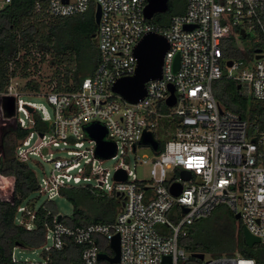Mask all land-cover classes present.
<instances>
[{"label":"built area","instance_id":"obj_1","mask_svg":"<svg viewBox=\"0 0 264 264\" xmlns=\"http://www.w3.org/2000/svg\"><path fill=\"white\" fill-rule=\"evenodd\" d=\"M10 1L0 0V10ZM146 3L47 0L53 16L80 14L99 5L95 70L75 91H58L52 85L44 93L22 92L18 78L12 77L0 93V100L15 101L13 124L28 130L16 147V157L26 162L35 155L52 163L50 174L37 179L46 201L60 195V188L72 186L120 198L121 208L112 223L71 226L62 222L61 215L57 220L58 213L51 223L44 222V240H51L44 251L61 249L67 238L82 245L81 260L73 264H101L96 238L109 245L116 233L119 259L115 263L104 259L105 264H192L179 239L194 221L208 217L221 204L238 213L242 228L264 244V128L222 106L212 92V83L226 77L240 86L241 95L264 104V0H187L185 10L172 15L166 25L145 18ZM151 31L168 42L161 76L145 83L141 99L129 102L113 90V84L134 73L133 49ZM228 41L241 57L223 56ZM169 85L174 87L172 105L166 102ZM24 95L44 96L53 118L46 107ZM34 113L46 124L45 130L35 128ZM93 122L105 127L104 140L115 146L108 158L96 154L97 141L84 130ZM144 133L158 141L156 150L140 142ZM50 147L67 156L53 158ZM140 147L150 149L151 155L135 156L131 162L128 152ZM117 156L120 162L113 171L101 166L103 160ZM139 163L150 164L148 176H137L134 166ZM118 170L124 171L125 179L114 178ZM185 170L188 178L183 177ZM173 183L180 184L177 195L169 189ZM32 204L17 208L18 223L27 229L35 226ZM107 254L113 255L112 250ZM165 256L169 261L163 262ZM193 258L196 264H257L238 253ZM18 262L13 250L12 263Z\"/></svg>","mask_w":264,"mask_h":264},{"label":"trees","instance_id":"obj_2","mask_svg":"<svg viewBox=\"0 0 264 264\" xmlns=\"http://www.w3.org/2000/svg\"><path fill=\"white\" fill-rule=\"evenodd\" d=\"M93 7L92 4L86 12L88 14L53 16L48 13L47 0H11L5 5L0 10V93L6 90L12 77L27 78L24 90L39 91V83L28 77L43 62L53 69L48 83H54L56 90L79 89L82 80L93 73L98 62L94 38L97 26ZM231 48L233 43L228 41L223 49L224 57H241L239 52ZM237 85L235 81L222 77L212 83L213 95L222 106L238 113L250 124L264 128V104L257 100L248 104ZM34 119L35 128L39 131L45 130L46 124L36 113ZM27 133V129L13 124H6L1 130L0 183L4 187L8 186V191L0 190V264H13L12 252L17 245L42 247L45 241L44 222L51 223L53 215L57 213L55 206L51 205L52 201H47L35 208L34 228L27 229L18 223V206L29 205L30 195L38 191L35 171L15 154L18 143ZM160 143L162 146L163 142ZM59 193L73 205L71 216L61 215L62 222L71 226L112 223L121 206L120 198L116 194L96 195L89 187L60 188ZM23 218L27 220L28 217ZM197 222L198 220L194 221L189 226L187 235L179 239L180 245L190 252L189 259L192 264L196 262L193 252L233 254V250H225L221 242L211 244L198 240V232L195 230ZM238 236L241 255L254 258L257 264H264V244L247 246L241 228ZM96 240L102 253H111L110 246L103 238L98 237ZM81 248L82 245L67 238L61 249L42 250L44 264L78 263L81 260ZM100 263L105 264L106 261L101 259ZM17 264L28 262L19 261Z\"/></svg>","mask_w":264,"mask_h":264},{"label":"rangeland","instance_id":"obj_3","mask_svg":"<svg viewBox=\"0 0 264 264\" xmlns=\"http://www.w3.org/2000/svg\"><path fill=\"white\" fill-rule=\"evenodd\" d=\"M186 2H187V0H167V9L164 12L154 13L153 16L151 18H149V20L156 22V23H159V24L166 25L169 22L172 15L178 14L179 12H181L182 10L185 9ZM93 6H94L93 7V13H94L95 4H93ZM86 12H88V10ZM86 12H84V13H86ZM86 14H88V13H86ZM243 53L246 54L245 51ZM39 64H40V67L39 68L37 67V71L32 72V74L28 78L34 79V81L38 82L39 83V91L41 93H44V92H47L52 85H54V87H55L54 83H52V84L48 83V79H50L53 69L50 68L46 62L39 63ZM26 79L25 78H23V79L18 78L17 79L18 90H20L22 92L28 91V90H24V88H23L25 85ZM22 97L24 99H27V100L35 101L36 103L46 107V109L50 113L51 118H53L51 106L47 103L44 96H28V95L25 96L24 95ZM244 98L246 99L248 104L252 100L255 101V99H253L251 96H244ZM7 101L11 102L12 109H13L11 115L13 116L15 113L14 112V108H15L14 99L2 98L0 100V105H1V103L3 105ZM2 112H3L2 109H0V117H2V118L6 117L7 114H9V113H6V111L4 113H2ZM11 121H12V123H14V120L12 118H11ZM1 122L2 121L0 118V123ZM50 151L52 152L53 158H55L57 156H60V157L67 156L65 151H58L54 147H50ZM144 154L150 156L151 155L150 149H148L147 147H140L135 151V153L134 152H128V155L130 156L131 162L134 161L135 156L141 157ZM26 162L29 165V167L35 171V175H36L37 179H40L44 175H49L50 171L52 170V167H53L52 163L50 161H45L43 158H41L39 156H35V155H30L29 159ZM118 162H120V156L103 160L101 163V166L105 169H108L111 172V171H113V167ZM132 165H131V167H132ZM149 168H150L149 163H144V164L139 163L136 166H134V171L138 177L148 176L149 175V171H148ZM10 179H11V183H12V178H10ZM30 199H31L30 203H33V206L35 208H37L41 204L47 203L45 194H42L37 190L34 191L30 195ZM51 205L52 206L54 205L57 213L62 215V216H71L73 214V209H74L73 205H72L71 201H69L65 196L58 195V196L54 197L52 199ZM120 208H121V206H120ZM239 228H241V231H242V225H241L239 219H236L234 217V213L232 211H230L227 208V206H225L223 204L217 206L213 210V212L210 216L198 220V222L195 224V230L198 232V234H197L198 240L205 241V242L211 243V244H214L216 242L217 243L221 242V244L225 247V250H226V248H230L231 250H233L232 251L233 253L242 254L241 250H240V246H241L240 245L241 242L239 240L240 237L238 236ZM46 244H48V245L51 244V240L49 238L46 241H44V245H46ZM256 244L262 245L259 242ZM43 246L42 247H33V248L16 246L14 248V256L20 262H22V261L40 262L42 260L41 253L43 250L42 249ZM225 253H227V252H223L221 254H225ZM205 254H206V256H214V255H212V253H209V252H205Z\"/></svg>","mask_w":264,"mask_h":264},{"label":"water","instance_id":"obj_4","mask_svg":"<svg viewBox=\"0 0 264 264\" xmlns=\"http://www.w3.org/2000/svg\"><path fill=\"white\" fill-rule=\"evenodd\" d=\"M167 9V0H147V3L144 8V16L149 19L156 12H164ZM100 8L99 5L96 6L94 12L95 23L99 21ZM242 36L244 32L242 31ZM168 48V42L165 36L157 32H147L145 33L133 49V53L136 57V67L134 73L129 76L121 77L116 80L113 84V90L120 94L125 100L129 102H135L141 99L145 95V83L154 78H159L161 76V68L164 53ZM231 62L228 61L227 65H230ZM178 67V56L174 62V69ZM239 89L240 86L237 85ZM170 95L166 99L168 105L174 103V87L169 85ZM29 111H32L31 107H28ZM1 123L0 127L4 124H7L11 121L10 118L0 117ZM86 133L96 139V154L100 157L108 158L114 154L115 146L112 142L104 140L106 134V129L104 126L98 122H93L84 127ZM41 135V134H40ZM142 144L150 145L154 150L158 148V141L153 137L151 133H144L140 141ZM189 173L185 170L183 172V177L188 178ZM114 178L117 180H123L126 178V174L122 170H118ZM170 191L177 195L180 191V184L173 183L169 187ZM234 217L238 219L239 214H234ZM60 219V214L57 216V220ZM242 235L244 242L247 246L252 247L254 244L259 242V238L250 234L245 228H242ZM110 248L113 252V255H108L106 253L100 252L98 254L99 259H106L111 263H115L119 259V235L114 234L109 242ZM19 246V245H17ZM193 257L202 259L204 256L203 252H193ZM164 261H169V257L165 256Z\"/></svg>","mask_w":264,"mask_h":264},{"label":"flooded vegetation","instance_id":"obj_5","mask_svg":"<svg viewBox=\"0 0 264 264\" xmlns=\"http://www.w3.org/2000/svg\"><path fill=\"white\" fill-rule=\"evenodd\" d=\"M5 99H9V98H5ZM0 109H2V113H4L5 111H6V113H9V114H7V116L6 117H8V118H12V115H11V113H12V105H11V102L10 101H7L6 103H4L3 105H2V103H1V105H0ZM1 113V114H2ZM3 115V114H2ZM8 124H13L12 123V121H10ZM4 125H6V124H4ZM4 125H2L1 127H0V136H1V130H2V127L4 126ZM14 125V124H13ZM1 140V139H0ZM0 154H1V152H0ZM8 186H3V184L2 183H0V190H4V191H8V188H7Z\"/></svg>","mask_w":264,"mask_h":264},{"label":"crops","instance_id":"obj_6","mask_svg":"<svg viewBox=\"0 0 264 264\" xmlns=\"http://www.w3.org/2000/svg\"><path fill=\"white\" fill-rule=\"evenodd\" d=\"M41 256H42V260L40 261V262H32V261H27L28 262V264H44V262H43V254L41 253Z\"/></svg>","mask_w":264,"mask_h":264}]
</instances>
